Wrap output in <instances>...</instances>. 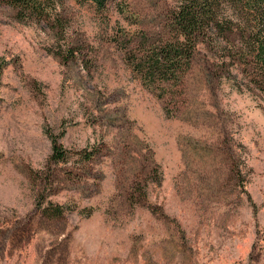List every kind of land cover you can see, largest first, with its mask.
I'll list each match as a JSON object with an SVG mask.
<instances>
[{
	"label": "rangeland",
	"instance_id": "374dc122",
	"mask_svg": "<svg viewBox=\"0 0 264 264\" xmlns=\"http://www.w3.org/2000/svg\"><path fill=\"white\" fill-rule=\"evenodd\" d=\"M179 1L0 0V264H264L261 93L210 45L171 101L125 60Z\"/></svg>",
	"mask_w": 264,
	"mask_h": 264
},
{
	"label": "trees",
	"instance_id": "16d2710c",
	"mask_svg": "<svg viewBox=\"0 0 264 264\" xmlns=\"http://www.w3.org/2000/svg\"><path fill=\"white\" fill-rule=\"evenodd\" d=\"M2 1L18 9L19 15L63 27L55 13L62 0ZM77 1L105 13L110 0ZM160 28L154 39L147 32L123 34L128 66L159 99L175 98L195 57L208 45L220 50L221 63L230 65L264 98V0H180L166 10ZM52 158H63L55 140Z\"/></svg>",
	"mask_w": 264,
	"mask_h": 264
}]
</instances>
